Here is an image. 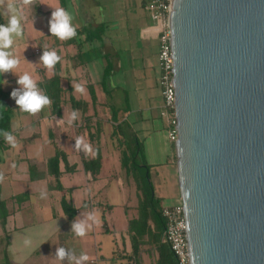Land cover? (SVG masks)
<instances>
[{"label": "crops", "instance_id": "1", "mask_svg": "<svg viewBox=\"0 0 264 264\" xmlns=\"http://www.w3.org/2000/svg\"><path fill=\"white\" fill-rule=\"evenodd\" d=\"M152 1L34 0L26 6L23 0L0 1V24H7L11 3L23 28L22 36H14L9 49L20 59L17 74L0 73V106L10 117L8 133L16 142L12 147L4 133L0 134V173L5 177L0 182V209L8 213L6 226L0 223V233L6 238L4 264H43L44 244L54 238H58V248H65L69 255L86 253L89 260L85 264H123V257L132 255L129 223L139 219L140 193L134 178L127 176L121 164V149L116 146L110 157L102 145V116H110L114 130L124 126L128 134L143 143L160 208L182 202L175 144L169 139V125L161 115L164 99L159 86V31L147 9ZM57 7L72 14L75 37L60 40L49 31V21ZM47 15L49 21L45 22ZM29 45H35V49ZM44 50H55L61 57L52 69L40 62ZM24 72L36 80L44 94L45 82L58 77L61 107L54 109L51 103L36 114L19 109L10 94L20 87L18 75ZM76 84L83 85L85 91H75ZM74 111L78 117L69 124ZM91 125H95V132ZM94 134L101 145L91 142ZM78 137L91 145L90 153L77 150ZM57 150L66 155V162L61 160L59 164L64 191L49 188L56 185V178L49 174L47 164ZM98 151L101 169L94 176L85 164L95 159ZM114 181L123 193L126 187L130 192V200L123 205L126 223L120 229L116 228L114 213L117 206L110 203V183ZM57 195L61 210L44 218L45 211L53 209ZM63 197L75 208L72 220L64 213ZM93 212L96 221H89L92 227L84 237L71 232L75 220H83ZM107 238L111 239L109 243ZM149 239L146 237L136 260L129 264H161L160 250ZM54 264H75V260L57 258Z\"/></svg>", "mask_w": 264, "mask_h": 264}, {"label": "water", "instance_id": "2", "mask_svg": "<svg viewBox=\"0 0 264 264\" xmlns=\"http://www.w3.org/2000/svg\"><path fill=\"white\" fill-rule=\"evenodd\" d=\"M191 264H264V0H172Z\"/></svg>", "mask_w": 264, "mask_h": 264}, {"label": "trees", "instance_id": "3", "mask_svg": "<svg viewBox=\"0 0 264 264\" xmlns=\"http://www.w3.org/2000/svg\"><path fill=\"white\" fill-rule=\"evenodd\" d=\"M58 77L45 82L46 95L51 99L54 109L61 107L62 103V89L58 86ZM57 86V87H56ZM2 90L0 88V97H2ZM1 99V98H0ZM75 102L77 105L79 102ZM60 115V113H58ZM113 114H115L113 112ZM92 125L90 126V128ZM10 131V117L6 111H3L0 106V134L8 133ZM90 131V130H89ZM121 134L120 138L121 160L127 176L134 178L140 193V215L139 219L130 221L129 232L133 243V253L130 256L123 257L125 261L123 264H129V261L137 258L139 250L143 246L142 243L146 241V237H150V241L156 245L160 250V263L161 264H178L174 253L171 251L167 243H163L164 231L166 229V219L161 213V208L157 197L155 196L154 185L151 182V167L147 164L143 143L137 136L128 134L124 126H118L115 133ZM121 132V133H120ZM90 133H92L90 131ZM101 133V130H99ZM120 135V136H121ZM96 134L91 136L95 138ZM101 152H97V157L90 160L85 164L87 170L91 171L94 176L98 175L101 169ZM66 162V155L57 150L56 156L49 160L48 171L50 175L56 178V185H50V190L64 191L60 182L61 171L59 168L60 161ZM62 207L65 215L70 219L75 217V208L66 197L62 199ZM4 207V206H3ZM0 223L6 226L8 213L2 208L0 209ZM150 222L153 224L151 226ZM136 262V261H135ZM133 264V263H131Z\"/></svg>", "mask_w": 264, "mask_h": 264}, {"label": "clouds", "instance_id": "4", "mask_svg": "<svg viewBox=\"0 0 264 264\" xmlns=\"http://www.w3.org/2000/svg\"><path fill=\"white\" fill-rule=\"evenodd\" d=\"M34 0H23V4L30 5ZM9 10L12 13L7 24H0V73L13 72L20 65V59L9 49L12 48L14 39L13 37H20L23 34V28L21 24V18L16 14L13 4H9ZM72 14L65 10L63 7L54 8L52 12V19L49 21L51 27L49 31L53 36H56L60 40H67L77 35L76 28L72 24ZM61 57L55 50H44L43 56L40 58V62L43 63L48 69H52L60 62ZM17 83L19 88L13 89L11 92V98H13L18 105L19 109L30 114H36L43 110L46 106L51 105V99L44 94L38 87L36 80L28 72H24L23 75H18ZM4 84L7 85L8 81L4 80ZM75 91L83 93L85 91L83 85H73ZM78 117L77 112H73L69 120V124L76 120ZM5 140L12 147L16 146L15 137L11 133H4ZM75 147L77 150H83L86 154L92 151L90 144L85 143L83 137H78L75 140ZM5 179L3 173H0V182ZM44 194L42 193V196ZM92 221L95 223V213H89L83 220H75L71 225V232H74L76 236L84 237L88 230L92 227L89 223ZM30 243V241H26ZM56 257L59 260L69 259L75 260V264H85L89 260V256L86 253H81L77 257L74 252L69 255V251L63 247L56 249Z\"/></svg>", "mask_w": 264, "mask_h": 264}, {"label": "built area", "instance_id": "5", "mask_svg": "<svg viewBox=\"0 0 264 264\" xmlns=\"http://www.w3.org/2000/svg\"><path fill=\"white\" fill-rule=\"evenodd\" d=\"M153 21L156 23L159 34V86L164 99L161 109L162 117L169 125V139L175 143L178 138L176 130V104L175 88L173 79L175 77L174 59L172 58V30L170 26V15L172 12V0H153L147 5ZM161 213L166 219L164 231V243H167L174 253L178 264H191L189 254V242L186 228L184 205L180 202L172 207H162Z\"/></svg>", "mask_w": 264, "mask_h": 264}, {"label": "rangeland", "instance_id": "6", "mask_svg": "<svg viewBox=\"0 0 264 264\" xmlns=\"http://www.w3.org/2000/svg\"><path fill=\"white\" fill-rule=\"evenodd\" d=\"M3 1V0H0ZM16 2V0H13ZM26 6V5H25ZM49 21V16H46L45 22ZM43 22V20H42ZM35 28V27H33ZM29 44V43H28ZM31 47H33L35 49V45H29ZM28 61L32 64L33 60L31 58H27ZM96 121H92V123H95ZM101 122V130L103 132V136H104V141L102 142V145H105V148H107L109 150L110 153V157L114 156L113 153V149L118 146L120 148V136L118 135H113V130H114V125L112 123V119L110 118V116L106 115L105 117L102 116V119L100 120ZM92 128L94 129V132L96 131V127L95 125H92ZM101 132V133H102ZM101 138V137H99ZM91 142L93 143L94 146L96 145H101V142L99 141V139L97 138H90ZM175 144V143H174ZM121 149V148H120ZM113 153V154H112ZM110 160H108L107 164V168L111 167L110 164ZM112 164H114V162H112ZM115 165H119V164H115ZM108 171V170H107ZM125 182V181H124ZM126 183V182H125ZM66 185V184H65ZM127 192H122L121 191V187L120 184L117 183V181L111 182L110 183V198L111 204L116 205L117 207H115V217H116V228L120 229L123 227V225H125L126 223V217L124 216V209H123V205L125 202H128L130 200V192L128 190V188L126 187ZM59 196V195H57ZM59 201V202H58ZM53 209H49L47 211H45V217L51 215V214H55L56 211H60L61 210V204H60V196L59 198H55V200L53 201ZM110 219V218H109ZM4 233H0V264H4V247H5V242H6V238L3 235ZM107 243H109L111 241V239L107 238L106 239ZM58 238H54V239H49L45 242L44 244V251H43V257H44V261L43 264H54V262H56L57 257H56V249L58 248Z\"/></svg>", "mask_w": 264, "mask_h": 264}]
</instances>
